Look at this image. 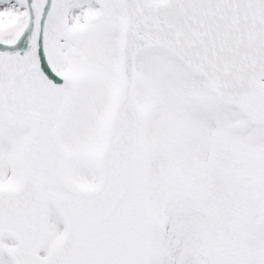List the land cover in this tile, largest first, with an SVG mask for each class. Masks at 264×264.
Returning <instances> with one entry per match:
<instances>
[{"label": "snow or ice", "instance_id": "1", "mask_svg": "<svg viewBox=\"0 0 264 264\" xmlns=\"http://www.w3.org/2000/svg\"><path fill=\"white\" fill-rule=\"evenodd\" d=\"M0 264H264V0H0Z\"/></svg>", "mask_w": 264, "mask_h": 264}]
</instances>
